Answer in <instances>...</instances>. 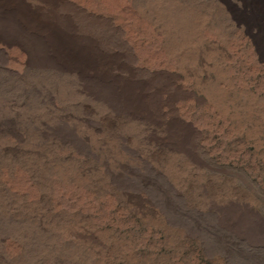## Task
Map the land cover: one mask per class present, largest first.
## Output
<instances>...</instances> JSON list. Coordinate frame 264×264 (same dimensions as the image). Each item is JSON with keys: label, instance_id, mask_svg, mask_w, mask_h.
Wrapping results in <instances>:
<instances>
[{"label": "rangeland", "instance_id": "rangeland-1", "mask_svg": "<svg viewBox=\"0 0 264 264\" xmlns=\"http://www.w3.org/2000/svg\"><path fill=\"white\" fill-rule=\"evenodd\" d=\"M129 3L143 24L150 22L143 30L134 28L132 35L118 19L99 28L79 18L75 32L81 43L95 40L117 55L122 68L109 73L107 94L94 90L89 79L96 78L77 73L75 61L61 51L63 63L34 57L24 65L15 60V45L1 44L0 264H264V61L246 31L239 30L236 40L230 36L229 75L242 82L234 86L238 95L229 90L222 109L208 96L215 80L203 72L208 46L193 52L186 43L197 19L205 18L208 28L216 24V0ZM0 19L2 38L14 41L13 18ZM145 43L155 54L146 53ZM124 67L133 68L137 80L122 84ZM165 77L184 92L156 100L163 116L156 118L154 107L151 117L120 112L134 81L162 86ZM179 132L197 133L190 142L193 164L164 146L179 145ZM154 161L161 170L185 167L188 201L218 193L219 204L232 205L230 217H239L242 231L219 225L198 205L195 210L176 202L173 210L152 201L150 212L147 203L142 209L143 203L131 202L117 183L130 182Z\"/></svg>", "mask_w": 264, "mask_h": 264}, {"label": "bare ground", "instance_id": "bare-ground-1", "mask_svg": "<svg viewBox=\"0 0 264 264\" xmlns=\"http://www.w3.org/2000/svg\"><path fill=\"white\" fill-rule=\"evenodd\" d=\"M216 2L219 8V16L215 13L216 10L212 13L216 15V24L212 28H208L205 23V18L204 21L202 19H197L193 24V28H191L189 41L186 43L191 44V48L194 49L193 52L199 50L197 46H208L207 48L209 50L204 56L205 63L203 72L206 73L209 71L213 73V77L215 76V80L209 82L207 85L210 92L208 96L212 102H216L220 108L224 109L227 102H230L229 90H232L238 95V89L234 86L237 84V81L240 84L242 82L240 78L235 79L229 75L232 67V42L229 40L230 36H235L234 39L236 40L239 30L246 31L251 42L264 61V0H216ZM1 14H6L8 19L13 18L11 24L13 23L12 25H14L12 29L14 28L15 33L11 31L10 33L11 35L15 34V36L13 37L14 41L8 39L11 40L8 42L6 39L2 38L0 19V49L1 44L9 48L15 45L18 48V54L15 60L24 65L30 63V61L32 63V60H34L32 58L34 57L40 61L50 60L53 62L52 59H55L63 63L65 62L62 56L63 54L64 57L68 59L67 61H75V65L77 66L75 71L77 73L83 70L85 75L88 76V79L96 78L98 82H93L90 79L89 82L95 88L94 90L99 91L102 95L108 93L109 80L107 77L109 73L111 74L112 71H117L113 69H120L122 66L117 62V55L107 54L102 46L99 45L98 41L94 40V42H88L85 41L87 40L85 36H80L82 41L87 42V44L81 43L75 33L78 30L79 18H86L88 22L98 24L96 27L99 28L110 27L112 25V20L118 19L120 23H123L124 26L130 30V34L132 35L136 32L134 28L137 29L140 27L142 29L141 26L145 24H143L140 19L141 15L136 13L135 9L131 8L129 0H0V15ZM82 21H84V19H82ZM146 22L149 21L147 20ZM148 24L145 25L148 26ZM150 28L154 29L153 26H150ZM149 46V43H145L146 53L155 54V47H153V51ZM167 52H165V54H169ZM186 56L187 55L184 54L181 58H184L185 61V58L188 59ZM193 56L192 54V58L194 59L193 61L191 59V61L195 62V56ZM80 57L82 61L78 60ZM113 66L116 67L112 68ZM180 66L183 67L184 65L180 64ZM69 68L73 69L72 67ZM123 69L126 73H124V76H119V80H122V84L127 85L128 81L130 83V81L135 80L136 77L133 68L124 67ZM201 73H196L194 77L198 80ZM163 82L164 84L160 86L158 83L154 85L151 82L150 84L143 81H134V83H137V86L134 84L136 88L133 87L129 90L130 102L128 99H122L120 112L135 118L151 117V108L154 107L155 110L158 109V105H155V102L162 94L172 96V94L184 92V88L173 84L171 78L165 77ZM129 85L131 86L132 84ZM239 97L242 100L244 99V91L241 89ZM150 99L153 100V102L150 101ZM159 109L157 110L156 118L165 114L164 109L163 111ZM186 133L179 132L176 134L177 137L181 139V141L178 142L179 145L164 146L169 148V151L177 152L180 159L183 160L186 158L188 161L192 162L194 159H197V155L193 148H190V142L196 137L197 133L189 132L187 133L189 137ZM164 158L165 159H160L158 157L156 161L159 159L158 162H168L171 160L167 157ZM146 162L147 161L144 163ZM147 165L146 169L139 170L138 174L134 172L136 176H134L130 182L124 181L121 185L117 183V187L121 189L122 193L131 200V202L134 201L137 205L143 203L142 209L145 203H147V208L150 212H154L151 208L152 201H154L155 206L158 204L157 207L161 205L173 210L174 206L176 207V202H178V204L180 203V205L185 203V205L181 207L191 208L193 206L191 209H195L194 207L198 205L204 209V211L205 208H207L206 213L207 211L211 212L219 225L228 229H234L236 234L242 231L240 226L241 223L238 221L239 217H230L231 213L229 211H231L232 205L219 204L221 202L218 201V197L216 196L218 193H213L215 197L210 196L211 198L208 199L204 197L206 194L202 192V195L205 194L203 200H199L197 197L198 199L195 198L197 199L196 203L195 201L192 202V200L188 201L186 198L188 196L183 197L184 191L182 190H184V188H182V185L187 175L185 167L175 163L174 165H169L166 170H161L160 167H157L158 165L155 161L153 165L151 163H147ZM131 172L133 173V171ZM115 182L118 181L116 180ZM207 183L209 184V182ZM85 184L90 185L91 183L86 179ZM198 184L200 183L198 182ZM87 185H80V187L86 189L85 187H87ZM214 185L217 186L218 184ZM200 186L201 185H199V187ZM201 187L205 186L202 185ZM211 188L210 186V189ZM199 189L197 188V192ZM215 189L216 190L213 189L215 192L218 190L221 192L220 189ZM140 191H144L145 194L148 195V199H142L140 197ZM201 191H203V188ZM204 191L206 190L204 189ZM219 196L221 195L219 194ZM193 197L194 196H192V198ZM183 199H186V201L183 202ZM180 205H177V207ZM245 207L249 213L253 212L249 204H246ZM227 208H229L228 211ZM176 210L177 209H175V211ZM86 262L87 264H91L89 259L86 260ZM92 264L98 263L94 262Z\"/></svg>", "mask_w": 264, "mask_h": 264}]
</instances>
